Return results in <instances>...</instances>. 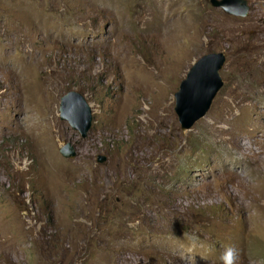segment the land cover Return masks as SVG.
I'll return each instance as SVG.
<instances>
[{
    "label": "rangeland",
    "instance_id": "1",
    "mask_svg": "<svg viewBox=\"0 0 264 264\" xmlns=\"http://www.w3.org/2000/svg\"><path fill=\"white\" fill-rule=\"evenodd\" d=\"M245 1L0 0V264H264V0ZM209 53L223 85L183 131L174 95Z\"/></svg>",
    "mask_w": 264,
    "mask_h": 264
},
{
    "label": "water",
    "instance_id": "2",
    "mask_svg": "<svg viewBox=\"0 0 264 264\" xmlns=\"http://www.w3.org/2000/svg\"><path fill=\"white\" fill-rule=\"evenodd\" d=\"M210 5L230 16L240 18H246L250 11L248 2L245 0H210ZM225 61L223 53H209L200 57L188 70L185 79L180 83L179 90L174 95V111L181 130H190L209 112L223 85L220 72ZM59 112L62 120L78 130L83 138L87 137L91 126V116L81 94L72 91L62 97ZM60 154L67 159H73L76 156L70 143L60 149ZM97 161L102 164L105 158L100 157Z\"/></svg>",
    "mask_w": 264,
    "mask_h": 264
},
{
    "label": "bare ground",
    "instance_id": "3",
    "mask_svg": "<svg viewBox=\"0 0 264 264\" xmlns=\"http://www.w3.org/2000/svg\"><path fill=\"white\" fill-rule=\"evenodd\" d=\"M243 145V144H242ZM245 145V144H244Z\"/></svg>",
    "mask_w": 264,
    "mask_h": 264
},
{
    "label": "clouds",
    "instance_id": "4",
    "mask_svg": "<svg viewBox=\"0 0 264 264\" xmlns=\"http://www.w3.org/2000/svg\"><path fill=\"white\" fill-rule=\"evenodd\" d=\"M67 122V121H66Z\"/></svg>",
    "mask_w": 264,
    "mask_h": 264
}]
</instances>
